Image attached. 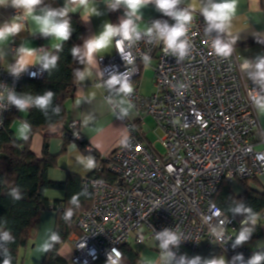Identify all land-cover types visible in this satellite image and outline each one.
<instances>
[{
  "label": "built area",
  "instance_id": "1",
  "mask_svg": "<svg viewBox=\"0 0 264 264\" xmlns=\"http://www.w3.org/2000/svg\"><path fill=\"white\" fill-rule=\"evenodd\" d=\"M191 14L187 37L192 47L181 62L165 55L162 44L147 38L125 47L131 62L116 49L113 55L99 58L101 85L113 72L128 77L133 88L128 99L135 105L136 118L123 119L124 139L83 176L82 188L92 195V204L75 219L77 233L71 240L73 251L64 259L67 264L107 260L113 248L121 253L120 264L121 246L131 240L139 245L152 241L158 250L155 231L165 227L183 233L184 241L174 249L178 255L186 254L185 250L195 252L203 240L233 255L235 220L219 214L221 208L213 197L224 182L232 186L264 176V132L249 98L256 86L242 77L235 48L230 58L217 57L205 35L203 17L192 8ZM166 20L174 23L169 17ZM146 55L149 61L156 57L155 91L147 97L139 89V76L148 66ZM11 71L0 63V96L6 97L13 89L17 92L22 79L37 80L45 73L39 64L29 66L19 77ZM106 91L110 98L114 90ZM18 113L11 105L0 109V129L9 116ZM148 115L160 131L163 153L144 132ZM68 129L76 141L85 143L86 151H92L82 137L79 120L72 121ZM104 173L115 181L102 178ZM214 231H222L224 239H215Z\"/></svg>",
  "mask_w": 264,
  "mask_h": 264
},
{
  "label": "clouds",
  "instance_id": "2",
  "mask_svg": "<svg viewBox=\"0 0 264 264\" xmlns=\"http://www.w3.org/2000/svg\"><path fill=\"white\" fill-rule=\"evenodd\" d=\"M4 3L22 10V14L29 16L35 25L36 31L43 37H54L57 41L66 42L72 35L69 10L66 6L54 8L45 5L44 0H0V4ZM80 3L85 5L86 12L89 15L93 13L100 15V12H96L94 8L87 6L86 0H80ZM182 3L183 0H109L108 9L115 11L123 7L124 16L117 24L104 23L98 34L84 40L82 46H74L71 49V55L79 63H83L85 55L89 58L94 57L96 53L108 48L115 40V49L123 59L125 56H129V62H131L130 54L125 53V47L130 48L135 42L147 38L149 42L162 44L165 55H171L176 58L177 62H181L191 51L192 46L187 34L193 19L191 9L180 7ZM148 4L154 5L156 10L171 18L174 23L169 24L167 20L156 19L151 22V26L147 27L146 30H141L137 21L141 20V10ZM199 12L205 22V35L209 38L213 53L220 58H230L236 41L226 37L231 35L232 21L236 12V0H201ZM20 31L21 25L15 19L0 25V44ZM62 48V43H57V52L62 51ZM18 51L19 59L11 71L14 77H19L21 73L28 69V58L35 53L36 49L20 46ZM38 59L40 68L51 73L52 70L57 68L59 56L44 52ZM144 60L145 63H148L149 57L146 55ZM239 70L256 86L251 88L249 98L258 114L264 115V55H257L254 59L245 58L243 63L239 65ZM75 74L81 81L87 78L86 74L80 69H77ZM31 75L35 76L36 73ZM103 87L110 91L114 90L117 94L127 98L126 100L121 99L117 105L119 115L116 118L123 120L129 117L135 105L128 99L133 92L128 77L124 73L113 72L103 81ZM54 95L55 93L51 90L45 91L42 95L33 96L31 94H18L13 89L8 91L6 97L0 96V109H5L9 105L15 106L20 112L37 108L46 119H50V113L59 115L61 112L59 105L53 106ZM113 114L116 115L115 111ZM30 132V122L23 121L18 129L19 139L27 141ZM126 143L127 141H125ZM74 159L76 164L85 171L96 167L95 157L91 155L90 151L88 155L78 152ZM98 183L102 184L103 181H98ZM8 194L15 201L23 198L19 186L13 187ZM70 203L79 208V194L74 195ZM219 214L224 216L225 210L221 209ZM227 214L233 217L237 215L243 217L239 232L232 243L233 248L242 246L250 240L254 233L259 215L242 200H235L228 208ZM72 216L73 210L70 208L64 213L63 219L66 223H69ZM227 222L228 220L225 221V223ZM46 233V238L36 248V251L40 253L51 251L61 239L60 234L55 230L47 229ZM213 236L217 240L224 239L222 231H214ZM154 239L160 253L159 264H262L264 262V251L254 252L247 260H245L242 253L236 254L231 260H227L224 256L203 258L199 255L193 257H189L187 254L178 255L174 249H179L184 238L183 233L176 228L165 227L160 231H155ZM14 242L15 237L12 235L11 230L0 226V254L3 255L0 264H12V257L7 245ZM120 256V251L113 248L111 253L108 254L107 264H119Z\"/></svg>",
  "mask_w": 264,
  "mask_h": 264
},
{
  "label": "crops",
  "instance_id": "3",
  "mask_svg": "<svg viewBox=\"0 0 264 264\" xmlns=\"http://www.w3.org/2000/svg\"><path fill=\"white\" fill-rule=\"evenodd\" d=\"M87 6L94 8L96 12H100V15L95 13L89 15L86 12L85 5L80 3V0H44V4L54 8H60L66 6L70 15H76L80 17L84 25V40L89 37L98 34L103 27L104 23H113L110 18V9L107 7V0H86ZM201 0H183L180 7H188L199 12ZM22 10L15 9L8 6L7 3L0 4V25L5 22H11L13 19L21 25V31L10 36L2 44H0V63L5 70L11 71L17 64L19 59V47L35 48V53L29 57V66L39 64V57L44 52H51L56 48L57 41L54 37H41L36 29L33 21L26 14H22L24 17L22 20L19 14ZM116 22L124 16V9L115 10ZM200 13V12H199ZM142 18L137 21L141 30H146L151 26V22L156 19H163L164 16L161 12L156 10L154 5L148 4L141 10ZM228 39L235 40L234 44L236 57L239 65L243 63L245 58L254 59L257 55H264V10L261 8V0H236V12L232 21L231 35ZM41 46L44 47L41 51ZM115 51L114 42L104 49L103 51L96 53L94 57L89 58L85 55V65L82 70L86 74V79L81 81L77 78L75 87V95L71 100L66 102V121L63 126L52 127L44 133L35 134L32 138V151L38 157H41L44 138L48 136L47 142H49V153L58 156L57 165L50 169L47 173L48 179L52 181L64 182L67 178V173L71 172L76 175L86 176L91 173L92 170L85 171L81 166L77 165L74 156L81 149L75 142L68 144L64 153H62L65 142L63 138L69 131L68 127L72 121L79 120L80 131L84 141L100 155H108L114 151L117 144L124 139L126 135L127 127L125 122L116 118L119 115V104L121 99H125L115 91L110 98H107L106 88L99 83L98 74L100 72L99 58L109 57L113 55ZM156 57H153L148 62V65L152 67L151 71L147 73L148 76L154 75V66ZM241 72V71H240ZM242 73V72H241ZM154 77V76H153ZM242 77L248 80L247 76L242 73ZM142 72L140 74L139 82L143 81ZM142 85V84H141ZM141 87H139L140 89ZM153 92L154 80L152 83ZM141 95L147 97L152 93ZM90 100V102H89ZM126 100V99H125ZM111 101V102H110ZM115 111L116 115L113 114ZM136 114L134 109L132 110L127 120H135ZM261 130L264 132V115L258 114ZM84 154V153H83ZM252 187L257 190H264V176L253 180ZM235 185V184H234ZM233 185V186H234ZM239 186L241 194L243 187L236 182ZM232 186V187H233ZM46 197L52 203L57 199L62 200L65 197V193L62 190H47ZM263 216V237L257 239L251 245H249L250 251H256L264 249V214ZM57 215L54 211L47 209L40 214L39 220L34 227V232L29 239L28 244L22 249L21 262L22 264H41L47 253H40L36 251L38 244L42 243L46 238V230H55V222ZM77 232H72L69 239L61 245L58 255L63 259L70 257L72 253L71 240ZM132 244V243H131ZM137 244V243H136ZM140 248L134 247L135 251L139 253L141 259L140 264H159L160 254L157 250V246L152 241L144 242L142 245L137 244ZM185 253L190 256L199 255L203 258H212L214 256H224L227 260H230L229 256L224 254L220 248L212 243H208L206 240L200 242L199 248L192 253L185 250Z\"/></svg>",
  "mask_w": 264,
  "mask_h": 264
},
{
  "label": "trees",
  "instance_id": "4",
  "mask_svg": "<svg viewBox=\"0 0 264 264\" xmlns=\"http://www.w3.org/2000/svg\"><path fill=\"white\" fill-rule=\"evenodd\" d=\"M261 8L264 10V0H261ZM70 23L72 26V35L66 42H60L63 45L62 51L57 52L56 48L51 54L59 56L57 68L51 73L45 71L42 78L34 80L25 78L20 81V86L16 93L42 95L45 91L51 90L55 93L53 98V106L59 105L61 112L59 115H50V119L45 116L37 108L27 110V115L24 121L31 124V132L29 139L23 141L18 139L11 126L18 117V114L8 117L7 123L0 129V226L10 229L15 237V242L7 245V248L12 257V264H22L21 255L22 249L28 244L31 239L34 227L36 226L40 214L44 210L50 209L57 215L55 222V231L60 234V242L49 252L41 264H67L59 253V248L65 243L72 232H77V227L74 222L81 211L88 209L92 204V195L82 188V176L68 172L67 179L64 182L52 181L48 179L47 173L50 169L57 165L58 156L49 153L48 136L44 138L42 156L38 157L32 151V138L35 134L44 133L52 129V127L63 126L67 119L66 117V102L71 100L75 93L77 83L76 70L84 69L85 58L83 63H79L71 55V49L74 46H82L84 36V25L79 16L70 15ZM110 18L114 24L116 22V12L110 10ZM164 17L161 20H166ZM140 78V76H139ZM65 142L62 153L65 152L67 146L71 142H75L81 149L84 155L89 152L85 149V143L76 141L74 135L68 131L63 138ZM95 157L96 163L99 162L102 155L95 150L90 151ZM110 174L104 173L102 178L115 181V177L110 178ZM253 179L240 180L239 183L243 187V192L235 193L232 186L225 183L222 184L213 197V201L225 210V215L234 218L237 230L234 234H238L241 227L242 216H230L227 214L228 208L235 200H242L245 204L251 206L258 213L259 218L255 226V231L250 240L242 246L234 248L232 259L238 253H242L245 260L250 258L254 252L264 251V249L250 251L251 245L257 239L263 237L262 219L264 214V190H257L252 187ZM19 186L23 198L15 201L8 194L13 187ZM62 190L65 197L54 202H50L46 197L47 190ZM79 194V208L73 206L70 201L74 195ZM73 210V216L69 223L63 219V215L68 209ZM232 240V241H233ZM133 240L128 244L122 245V258L120 264H140L139 253L132 246ZM3 260V255L0 254V262ZM92 264H107V260L98 258ZM264 264V262H262Z\"/></svg>",
  "mask_w": 264,
  "mask_h": 264
},
{
  "label": "rangeland",
  "instance_id": "5",
  "mask_svg": "<svg viewBox=\"0 0 264 264\" xmlns=\"http://www.w3.org/2000/svg\"><path fill=\"white\" fill-rule=\"evenodd\" d=\"M15 14H16V12H15ZM20 14H22V13H19V15ZM151 69H152V67H150V65H148V66H146L145 69L142 70L143 81L139 82V87H141L140 88L141 92L144 95L147 94V92H149V93L153 92L152 83H153L154 77L152 76V74H151V76L147 75V73L149 71H151ZM26 115H27V111H23V112L19 111L18 117L15 119V122L11 126L13 132H15L18 139H19L18 129H19V126L21 125V123L24 121ZM143 125H144L143 129H144V132H145L148 140H150V142L155 145L156 149H158L161 153H163L165 150L163 147H161V144L158 141V139H159L158 136L160 134V131L158 130V126L156 125L155 119L151 115H148L145 117ZM232 189L235 191V193H238L240 191L239 186L236 184L232 187ZM132 246L136 247L138 249L140 248V246H138L135 242H132Z\"/></svg>",
  "mask_w": 264,
  "mask_h": 264
}]
</instances>
